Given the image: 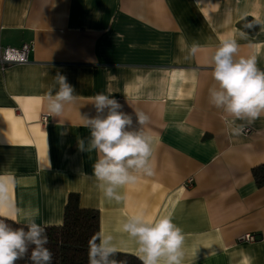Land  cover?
<instances>
[{
  "label": "crops",
  "instance_id": "1",
  "mask_svg": "<svg viewBox=\"0 0 264 264\" xmlns=\"http://www.w3.org/2000/svg\"><path fill=\"white\" fill-rule=\"evenodd\" d=\"M246 19L258 23L255 33L243 29ZM225 39L264 70V0H0V46L32 45L27 63L0 67V176L12 178L11 207L57 225L74 192L79 206L98 210L99 233H111L119 252L135 255L120 229L143 210L182 229L183 264H264V186L251 172L264 163V114L249 124L208 100L209 58ZM57 74L78 100L51 117ZM98 93L134 123V110L143 112L153 138L155 175L121 189L119 203L97 187L95 151L78 146H87L81 117L96 115ZM240 125L249 132L233 133ZM246 233L256 240H239Z\"/></svg>",
  "mask_w": 264,
  "mask_h": 264
},
{
  "label": "clouds",
  "instance_id": "2",
  "mask_svg": "<svg viewBox=\"0 0 264 264\" xmlns=\"http://www.w3.org/2000/svg\"><path fill=\"white\" fill-rule=\"evenodd\" d=\"M239 45L234 39L220 42L209 58L214 84L208 89L209 103L234 120L253 123L264 114V70L257 67L254 56H238ZM199 50L193 45L189 56ZM58 89L47 93V110L51 117H60L66 105L75 104L78 96L65 77L57 74ZM92 104L96 115L81 117L90 131L85 140L79 139L80 151L93 152L97 159L92 175L102 195L117 203L126 199L121 189L135 186L142 177H152L153 138L143 125L148 117L134 110L122 111V105L110 95L98 93ZM243 125L232 128L239 134ZM64 134V133H62ZM11 177L0 176V217L15 219L20 216L24 227L14 228L0 219V264H16L27 257L31 264H52L53 253L46 247L49 240L45 227L37 222L38 213L22 212L11 207L9 183ZM11 208V215L5 212ZM121 232L135 244V255L142 264H183V231L170 216L149 217L143 210L129 215L121 224ZM118 251L111 233L100 232L89 240V264H117L113 259Z\"/></svg>",
  "mask_w": 264,
  "mask_h": 264
},
{
  "label": "trees",
  "instance_id": "3",
  "mask_svg": "<svg viewBox=\"0 0 264 264\" xmlns=\"http://www.w3.org/2000/svg\"><path fill=\"white\" fill-rule=\"evenodd\" d=\"M249 22L251 24H249ZM243 29L255 33L258 23L246 19ZM257 187L264 186V163L251 169ZM77 193H69L63 209L62 222L57 225H44L49 243L46 245L53 253L52 264H89V240L99 233V212L95 208L81 207ZM14 228L24 227V223L0 217ZM117 264H142L137 256L119 252L113 257ZM16 264H31L25 257Z\"/></svg>",
  "mask_w": 264,
  "mask_h": 264
},
{
  "label": "built area",
  "instance_id": "4",
  "mask_svg": "<svg viewBox=\"0 0 264 264\" xmlns=\"http://www.w3.org/2000/svg\"><path fill=\"white\" fill-rule=\"evenodd\" d=\"M32 50L30 43H24L19 47L13 48L9 46H0V67H5L13 64H23L29 61V55ZM43 120H46V116H43ZM244 133L249 132V128H242ZM241 241L252 242L256 240V236L246 233L239 238Z\"/></svg>",
  "mask_w": 264,
  "mask_h": 264
}]
</instances>
